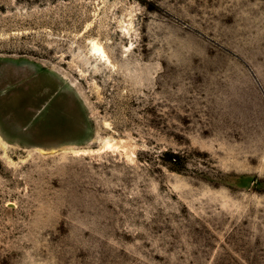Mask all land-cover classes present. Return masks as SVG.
I'll list each match as a JSON object with an SVG mask.
<instances>
[{"label": "rangeland", "instance_id": "374dc122", "mask_svg": "<svg viewBox=\"0 0 264 264\" xmlns=\"http://www.w3.org/2000/svg\"><path fill=\"white\" fill-rule=\"evenodd\" d=\"M0 264H264V0H0Z\"/></svg>", "mask_w": 264, "mask_h": 264}, {"label": "bare ground", "instance_id": "6f19581e", "mask_svg": "<svg viewBox=\"0 0 264 264\" xmlns=\"http://www.w3.org/2000/svg\"><path fill=\"white\" fill-rule=\"evenodd\" d=\"M91 50L95 55H98L100 59H105L106 61H108L104 49L97 42H91Z\"/></svg>", "mask_w": 264, "mask_h": 264}]
</instances>
